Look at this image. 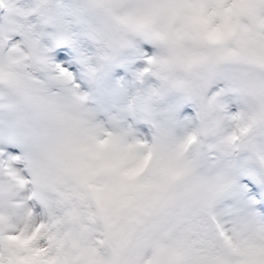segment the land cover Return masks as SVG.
Instances as JSON below:
<instances>
[{
    "label": "rangeland",
    "instance_id": "1",
    "mask_svg": "<svg viewBox=\"0 0 264 264\" xmlns=\"http://www.w3.org/2000/svg\"><path fill=\"white\" fill-rule=\"evenodd\" d=\"M53 1L63 6L65 25L58 33L57 48L68 41L79 47L91 36L96 46L100 45L95 65H89L86 57L84 61L93 87L110 102L111 109H102L93 95L68 88L59 77L38 80L35 73L47 63L39 41L24 51L13 48L0 55V74L9 82V88L0 86V97H6L0 103V136L8 133L10 123L26 147L32 171L30 191L40 194L47 212L46 224L38 232L41 245H46L43 232L52 222V196L58 183H69L82 172L102 177L106 168L105 178L118 179L120 173L133 178L145 166L149 182L168 195L144 257L152 255V263L159 261L157 249L167 255L165 264H227L224 259L228 264H255L264 255V226L257 221L260 209L254 207L258 204L255 194L248 197V207L239 210V218L224 233L220 226H210L207 221L214 220L216 209L225 201L239 198L236 181L248 180L264 194V144L259 139L264 129V18L259 15L257 0H149L134 6L126 0ZM228 4L230 8L237 6L234 27L228 22L233 12H228ZM199 8L208 11V32L222 35L204 52L195 49L197 43L205 42L203 30V34H196ZM110 12L117 13L121 21L112 19ZM176 19L177 27L173 28ZM215 21L219 29L213 28ZM141 42L156 47L150 61L164 65L168 78L178 80L177 84L192 83L186 98L178 93L156 104L138 94L144 67ZM118 45L125 46L122 54L113 53ZM191 59L195 63L188 62ZM131 65L139 67L132 69ZM134 72H140L137 79ZM176 73H181L180 77ZM224 78L229 80L227 86ZM207 85L212 86L209 93ZM230 100L235 111H229ZM193 102L195 107L190 105ZM238 104L250 121H262L251 135L260 163L250 159L252 148L245 154L248 145L242 143L243 138L232 142L236 121L242 116ZM193 120L196 130L192 129ZM140 124L143 127H138ZM201 130L215 157L207 159L199 150ZM241 132L240 126L239 136ZM24 183L15 174L12 180L0 183V219L5 222L19 210L31 216L21 196ZM240 187L251 191L247 183ZM170 209L172 218L166 215ZM204 223L220 247L216 257L197 247ZM118 252L115 264H125L128 259L129 264H140L135 251L130 254L122 248Z\"/></svg>",
    "mask_w": 264,
    "mask_h": 264
},
{
    "label": "trees",
    "instance_id": "2",
    "mask_svg": "<svg viewBox=\"0 0 264 264\" xmlns=\"http://www.w3.org/2000/svg\"><path fill=\"white\" fill-rule=\"evenodd\" d=\"M48 1L51 3L53 0ZM230 6L231 4H228L227 10L233 12L232 15L229 14L228 22L230 26H233L237 6L231 8ZM218 26V22L215 21L213 28ZM196 31V34L201 33L200 25L197 26ZM33 42L37 44L38 40ZM89 44L95 46V52L91 55L92 62L88 63L89 58L85 57L89 65H95L98 48H101L98 43L96 46L92 36L82 41L85 50L88 49ZM199 47L206 51L211 46L206 42L197 43L196 51L200 49ZM124 51L125 46L118 45L113 53L122 54ZM125 63L126 61L123 60L124 67H126ZM109 69H112V66ZM166 72L164 65H153L140 78L137 92L144 98L154 100L156 104L166 99L170 100L178 93L182 94L183 99L186 98L192 90V83L177 84L178 80L174 81L173 77L168 78ZM176 74H179V77L181 75V73ZM148 77L153 82L144 83L143 81ZM223 83L227 86L229 80L224 78ZM141 85L142 89L139 90ZM262 86H264V79ZM230 102L233 104L232 100ZM192 104L194 105V102ZM238 107L242 110L241 104H238ZM248 123H250L248 114L242 110L240 125L243 133L239 137L244 139L242 142H245L244 145H248L245 148V154L255 147L254 137L251 135L257 124L254 122L246 126ZM192 127L196 130L195 121ZM202 133L201 130L199 150L206 153ZM206 157L209 159V156L206 155ZM250 159L258 162V153L253 150ZM147 170L148 168H145L136 173L132 176L133 178L120 173L118 179L105 178L107 168L102 177L97 173H94L96 176L93 177L92 172H82L80 175L75 174L74 179L66 185H58L52 196L53 223L43 233L46 237V248L31 257V264H115L118 251L122 248L130 254L135 251L138 255L136 261L140 264H159L154 260L152 263V256L144 257L143 252L150 249L151 241L148 238L157 227V222H160L161 209L167 203L168 193H164L154 187L156 184L149 182L148 173L146 176ZM87 171L89 172V169ZM172 214V209L166 213L170 218L173 217ZM189 221L192 225L191 216ZM207 223L209 224V220ZM208 224L204 223L199 229L197 247L200 251L216 257L219 245L214 240ZM37 234L41 236V233ZM169 241L174 242L173 238ZM127 253L126 257H128ZM155 254H159L157 249ZM166 256L164 255L161 263ZM128 261L129 259L125 264H129Z\"/></svg>",
    "mask_w": 264,
    "mask_h": 264
},
{
    "label": "snow or ice",
    "instance_id": "3",
    "mask_svg": "<svg viewBox=\"0 0 264 264\" xmlns=\"http://www.w3.org/2000/svg\"><path fill=\"white\" fill-rule=\"evenodd\" d=\"M129 5L147 3L149 0H126ZM206 3L219 2V0H204ZM228 3V0H223ZM259 15L264 18V0H257ZM62 5L48 3L47 0H0V55L13 48L26 50L33 41H39L42 55L46 57L47 63L42 65L35 73L38 80L49 77H59L70 89L78 92L89 93L96 99L102 109H111L110 102L93 87L89 77L88 68L84 61L87 56L91 63V55L95 52L93 44L88 45L85 50L83 45L76 46L68 41L65 46L56 47L59 43L58 33L65 28L64 17L61 15ZM140 47L144 50L143 65L140 70L147 71L146 65L157 51L153 44L141 42ZM59 61L71 63H59ZM139 65H131L136 69ZM118 72L121 70H117ZM140 72H134L137 79ZM144 83L153 82L150 77ZM229 111H235L231 106ZM138 127H143L142 124ZM259 139L264 144V129L259 133ZM13 174L23 180L24 186L21 196L25 197L24 204L31 216H27L24 210H19L7 222L0 219V264H31V257L38 252L44 251L46 245L42 246L37 234L43 230L46 224L47 212L40 194L33 195L30 191L32 171L26 159V147L21 142L17 130L9 123L8 133L0 136V183L13 179ZM241 183L251 186L250 192H245ZM240 190L238 199H229L221 207L216 209L214 220L210 226L218 225L227 230L239 218V210L248 207V197L255 194L258 204L254 207L260 209L257 221L264 226V194L248 180L236 181ZM2 215V214H0ZM255 264H264V255L258 257Z\"/></svg>",
    "mask_w": 264,
    "mask_h": 264
}]
</instances>
